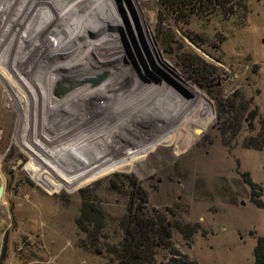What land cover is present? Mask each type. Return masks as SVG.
Here are the masks:
<instances>
[{"label":"rangeland","instance_id":"obj_1","mask_svg":"<svg viewBox=\"0 0 264 264\" xmlns=\"http://www.w3.org/2000/svg\"><path fill=\"white\" fill-rule=\"evenodd\" d=\"M93 1L91 10L98 8L113 37V62L132 65L133 88L142 87L127 98L130 108L144 109L127 108L112 119L80 117L40 140L27 138L20 130L24 111L13 104V97L24 98L11 89L15 79L0 60V264H112L78 234L76 219L87 199L102 213L98 248L114 242L118 219L137 207L197 224L189 248L179 235L173 239L198 264H251L256 237L264 236V209L250 201L242 174L260 186L264 202V152L241 145L256 132L245 126L231 149L222 143L210 96L240 91L263 115L264 0H248L244 26L219 17L179 25L175 46L180 56L190 50L202 60L196 75L161 50L158 0ZM58 137L72 143L65 153L37 161L33 154H51ZM89 145L98 146L79 152Z\"/></svg>","mask_w":264,"mask_h":264},{"label":"bare ground","instance_id":"obj_2","mask_svg":"<svg viewBox=\"0 0 264 264\" xmlns=\"http://www.w3.org/2000/svg\"><path fill=\"white\" fill-rule=\"evenodd\" d=\"M92 2L0 0V60L15 79L11 89L24 98L13 97V104L24 111L20 130L27 138L40 140L80 117L112 119L127 108L144 109L127 101L142 87L133 88L132 65L113 62V37ZM100 74L107 77L94 83Z\"/></svg>","mask_w":264,"mask_h":264},{"label":"trees","instance_id":"obj_3","mask_svg":"<svg viewBox=\"0 0 264 264\" xmlns=\"http://www.w3.org/2000/svg\"><path fill=\"white\" fill-rule=\"evenodd\" d=\"M248 12V0H158L155 34L161 50L168 55H177L182 71L196 75L204 69L200 68L202 60L192 50V52L189 50L188 55L183 53L180 56L181 48L175 46L174 39L179 31V25H189L192 20L207 21L219 17L224 21L236 19L239 26H244ZM189 41L200 48L195 41ZM256 93H259V90H256ZM198 96V92L193 89L192 97ZM210 97L215 104V127L222 143L231 149L245 126L250 133L256 132L254 135L245 136L241 145L250 150L264 152V113L260 115L253 97L246 98L240 91H234L227 97L218 95ZM255 121L258 124L257 128ZM71 144L68 139L65 142L61 140L54 145L55 148L52 147L51 154L39 151L34 156L39 162L52 161L60 158L59 153L64 152ZM96 146L98 145L85 146L79 152L92 151ZM117 164L110 167L115 168ZM242 178L250 188L248 194L250 201L257 208L264 209L260 186L251 181L247 173H243ZM230 202L235 203V198ZM76 225L78 234L84 235L85 241L88 242L86 248L103 255L112 264H198L179 250L173 239L174 235H179L184 246L189 248L194 234L199 230L197 224L180 223L159 212H146L136 207L118 219V232L114 242L98 248L97 243L103 228L102 213L87 199L81 203ZM252 257L251 264H264V236L256 237ZM2 258L3 249L0 252V260Z\"/></svg>","mask_w":264,"mask_h":264},{"label":"water","instance_id":"obj_4","mask_svg":"<svg viewBox=\"0 0 264 264\" xmlns=\"http://www.w3.org/2000/svg\"><path fill=\"white\" fill-rule=\"evenodd\" d=\"M101 81V77H99L98 79L94 80V83H99ZM66 91H61L60 93H65ZM4 192V184H0V197L2 196Z\"/></svg>","mask_w":264,"mask_h":264}]
</instances>
